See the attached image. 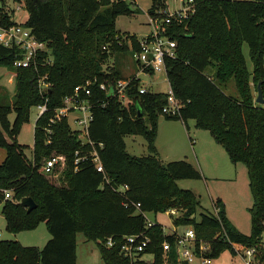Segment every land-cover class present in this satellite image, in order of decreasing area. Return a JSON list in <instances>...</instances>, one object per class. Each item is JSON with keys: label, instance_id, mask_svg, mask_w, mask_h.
Segmentation results:
<instances>
[{"label": "trees", "instance_id": "trees-1", "mask_svg": "<svg viewBox=\"0 0 264 264\" xmlns=\"http://www.w3.org/2000/svg\"><path fill=\"white\" fill-rule=\"evenodd\" d=\"M135 1L14 0L24 4L28 18L22 24L49 45L53 63L37 70L15 68L19 50L0 44V66L16 73L12 102L0 103V146L7 152L0 165V206L7 232L33 230L44 222L51 238L43 249L0 239V264H77L79 232L88 241L98 242L105 264H128L119 254L121 239L144 230L145 218L134 207H126L125 200L139 203L142 212L155 216L172 208L182 211L175 224L192 226L197 240L210 245L207 256L211 259L227 249L234 253L233 244H241L255 248L264 260V105L256 104L253 95L259 83L264 94V0H199L189 31L177 34V58L166 62L170 87L183 107L179 117L165 119L194 120L196 128L209 132L234 165L242 163L248 170L253 196L250 236L228 222L222 204L215 205L218 213L214 214L201 207L194 192L178 186L181 180H201L203 174L186 161L160 160L155 142L167 97L152 91L140 94L139 81L132 82L124 108L96 91L105 104L93 110L90 137L102 145L99 154L105 174L98 173L88 161L81 162L75 172V152L82 147L66 120L53 127L54 136L48 143L45 127L51 113L37 121L32 161L16 141L22 125L29 121L31 108L44 103L38 88L40 77L52 84L48 94L51 111L88 80L122 79L115 68L102 67L109 57L130 52L126 39L137 48L136 36L116 31V18L132 15ZM4 3L0 0V17L4 24L16 25L3 13ZM162 6L163 0H152L149 12ZM245 44L252 71L243 53ZM231 86L232 93L228 92ZM139 109L143 112L140 118ZM12 113L15 120L11 124ZM127 136H143L149 155H131L126 149ZM57 156L64 159L65 166L44 172V161ZM61 170L63 184L58 186L56 175ZM105 178L110 183L101 189ZM111 185H128L127 198L116 194ZM9 190L13 191L12 199L6 197ZM26 197L37 203L31 213L21 205ZM198 212L199 222L194 218ZM150 234L154 243L147 252L155 254L156 264H162L161 244H173L174 237L164 235L159 224ZM108 238L116 241L113 249L105 247ZM171 264L184 263H178L173 253Z\"/></svg>", "mask_w": 264, "mask_h": 264}, {"label": "built area", "instance_id": "built-area-1", "mask_svg": "<svg viewBox=\"0 0 264 264\" xmlns=\"http://www.w3.org/2000/svg\"><path fill=\"white\" fill-rule=\"evenodd\" d=\"M198 1L163 0L162 7L147 13L150 31L140 37L136 36L137 48L134 47L130 39L129 42H126L130 49V54L139 69V73L132 78L116 81L105 80L100 83H98L97 78L88 80L85 84L76 86L72 94L65 96L61 104L52 111L48 106V94L52 84L47 81L46 77L38 79L39 93L44 100V103L37 106L39 109L38 120L51 113L45 127L48 143L52 142L54 136L53 127L64 120L68 122L70 130L73 134L78 135L81 142L82 148L75 152V172L79 170L81 162L88 161L98 173L105 174L99 154L102 145H96L90 137V127L94 118L93 110L96 106L105 104L98 98L96 91L103 93L109 99L117 100L123 108L129 103L128 93L133 81H139L140 94L150 91L143 85L142 77L152 79L153 75L160 70L166 73L167 60L176 59L178 55L177 34L179 31L183 34H187L189 31V23L196 14ZM13 11L6 9L3 13L15 21L12 15ZM0 44L8 49L16 48L19 50L20 57L14 63L15 68H33L37 70L39 67L53 63L49 45L46 42L39 41L33 35L32 29L23 26L21 22H16V25L9 26L4 24L0 17ZM166 97V103L161 111L162 115L179 117L183 103L174 95L171 87ZM64 166V159L58 156L49 158L42 164V168L46 173H52L57 169H62ZM106 183H110L107 178L101 185V189L104 188ZM111 188L116 194L125 197L124 199L127 198L128 185H111ZM6 197L8 198L7 195ZM124 204L126 207L129 205L134 207L135 212L145 218V228L137 234L123 236L120 242L119 254L128 261V264H156L155 254L147 251L154 243L150 230L156 227L158 223L148 220L147 213L141 211L139 203L125 200ZM178 213L176 209H170L165 212L169 216H176ZM217 213L218 208L215 206L214 214ZM159 225L162 227L164 235L174 237L173 244L170 241H164L161 244L162 264H171L173 253L178 263L190 264L199 258L204 264H211V258L207 256L211 252V247L208 243L197 240L193 228L186 230L183 234H179L177 231L167 234L164 231V227L161 224ZM115 246L116 241L108 238L105 247L113 249ZM237 251L239 252V250ZM145 255H150L152 260H145ZM241 255L245 264H253L254 259L258 260L259 253L255 248H248L242 245ZM262 262L264 264V260Z\"/></svg>", "mask_w": 264, "mask_h": 264}, {"label": "rangeland", "instance_id": "rangeland-1", "mask_svg": "<svg viewBox=\"0 0 264 264\" xmlns=\"http://www.w3.org/2000/svg\"><path fill=\"white\" fill-rule=\"evenodd\" d=\"M4 10H14V18L16 22L23 23L28 18V12L24 4H17L14 0H4ZM152 6V0H136L131 4L133 10L132 15H120L116 18V31L122 35H133L140 37L150 31L148 25L149 19L147 13ZM126 42L129 40L126 39ZM244 52L248 59L249 68L252 67L249 56V48L245 44ZM103 70H111L115 68L122 79H129L139 73V69L135 64L130 52L115 54L104 62ZM252 69V68H251ZM208 72V75H210ZM152 79L142 77L143 85L152 92L167 94L170 91V83L167 81V74L165 71L160 70L153 75ZM169 83V84H168ZM16 90V73L8 66H0V103L9 104L12 102V97ZM234 87L231 86L228 92L232 93ZM254 101L258 92L254 90ZM257 104V103H256ZM39 109L37 106L31 108L29 121L24 123L16 137L17 143L24 148L25 156L28 160H33L34 140L36 133V124L38 121ZM15 120V114L9 116V121L12 124ZM185 126V127H184ZM187 129V131H186ZM186 132V133H185ZM158 140L155 142L161 156L160 160L164 163L186 161L192 165L198 166L195 150L197 153L201 145L206 144L213 140L210 133L196 128L194 120L181 121H168L164 116L158 119ZM6 139L8 136L6 135ZM197 141V144L194 142ZM126 149L131 155L138 157L148 156V144L143 136H127L125 138ZM196 145H195V144ZM195 148V149H194ZM225 164H230V174L219 173L220 176H213L208 174V178L203 176L201 180H181L178 186L183 190H190L194 192L200 203L201 207L212 213H215V205L222 204L224 213L228 222L241 234L250 236L252 234V215L250 209L253 206V196L250 189V181L248 170L242 163L234 165L225 155ZM7 152L4 146H0V165L6 159ZM63 173L61 170L57 175V185L63 184ZM6 195L9 199L13 198V191H7ZM0 206V233L1 240L16 241L25 247H36L43 249L51 238L46 223H41L37 228L29 231H23L17 234L9 233L6 231L5 218L2 215ZM177 209V208H172ZM178 210V215L169 216L167 214H158L155 216L153 213H147V218L151 222H156L164 227V231L170 234L172 231H177L183 234L186 230L192 228L188 225L175 224L177 217L182 215V211ZM198 222L201 219L200 212L194 217ZM218 236V235H217ZM216 236V237H217ZM262 245L264 248V233L262 235ZM234 253L231 250H225L218 257L211 259V264H245L242 257V245L233 244ZM239 250V252L237 251ZM241 250V251H240ZM77 252L78 264H105L102 260L98 242L88 241L84 233L77 234ZM210 258V257H209ZM262 257L259 255L258 260H253V264H263ZM144 259L151 261L150 255H145ZM190 264H204L199 258Z\"/></svg>", "mask_w": 264, "mask_h": 264}, {"label": "crops", "instance_id": "crops-1", "mask_svg": "<svg viewBox=\"0 0 264 264\" xmlns=\"http://www.w3.org/2000/svg\"><path fill=\"white\" fill-rule=\"evenodd\" d=\"M243 53H244V56H245L247 63H248L246 53L244 52V47H243ZM251 68L253 69V67H251ZM251 68H249L250 71H252ZM252 86H253V84H252ZM186 131H187V129H186ZM212 139H213V137H212ZM157 140H158V137L156 139V142H157ZM194 142L197 144V141H194ZM220 147H222V146L218 145L215 142V140L213 139V140H211V142L209 140L208 142H206V144L201 145L198 153L195 150H193L194 155L196 156V160L198 162V166H195V165H193V166L196 169H198L203 174V176L205 178H208V176H209L208 174H211L213 176H220L221 173H226V172L229 173L230 172L231 166H230V164L224 165V161L226 158L223 154V150H221ZM156 149L158 151L159 158H160L161 154H160L157 146H156ZM224 153H226V152H224ZM225 155H227V153ZM228 159H229V157H228ZM161 161L163 162V160H161ZM0 239H1V233H0ZM77 264H78V252H77Z\"/></svg>", "mask_w": 264, "mask_h": 264}, {"label": "water", "instance_id": "water-1", "mask_svg": "<svg viewBox=\"0 0 264 264\" xmlns=\"http://www.w3.org/2000/svg\"><path fill=\"white\" fill-rule=\"evenodd\" d=\"M257 90L258 96L256 98V103L259 105H264V94L261 83L258 84ZM142 116L143 112L141 111V109H139L138 118ZM21 205L27 210L28 213H31L32 211L37 209V203L31 197L23 198V200L21 201Z\"/></svg>", "mask_w": 264, "mask_h": 264}]
</instances>
